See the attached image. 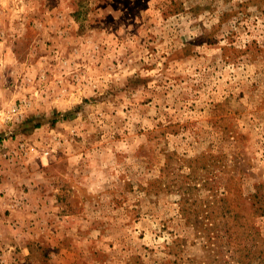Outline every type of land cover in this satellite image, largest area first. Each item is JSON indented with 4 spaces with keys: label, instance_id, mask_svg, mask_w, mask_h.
Listing matches in <instances>:
<instances>
[{
    "label": "rangeland",
    "instance_id": "obj_1",
    "mask_svg": "<svg viewBox=\"0 0 264 264\" xmlns=\"http://www.w3.org/2000/svg\"><path fill=\"white\" fill-rule=\"evenodd\" d=\"M0 264H264V0H0Z\"/></svg>",
    "mask_w": 264,
    "mask_h": 264
}]
</instances>
